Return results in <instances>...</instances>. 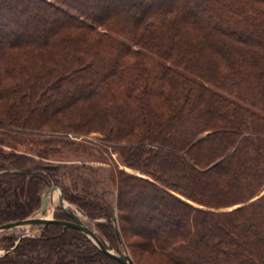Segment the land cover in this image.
Wrapping results in <instances>:
<instances>
[{
    "label": "trees",
    "instance_id": "16d2710c",
    "mask_svg": "<svg viewBox=\"0 0 264 264\" xmlns=\"http://www.w3.org/2000/svg\"><path fill=\"white\" fill-rule=\"evenodd\" d=\"M0 106L2 136H42L41 161L98 133L139 172L118 171L116 214L91 204L110 247L111 221L131 233L122 212L159 203L178 222L142 235L173 264H264V0H0ZM58 168L0 149V226L28 219ZM0 249V264H119L54 224Z\"/></svg>",
    "mask_w": 264,
    "mask_h": 264
},
{
    "label": "rangeland",
    "instance_id": "374dc122",
    "mask_svg": "<svg viewBox=\"0 0 264 264\" xmlns=\"http://www.w3.org/2000/svg\"><path fill=\"white\" fill-rule=\"evenodd\" d=\"M3 132V129L0 127V149L5 153L12 154L15 157L22 156L25 162H38L59 167L55 172L56 184L51 183L43 190L40 195L39 208L28 219L32 217L39 218L40 216L46 218L49 215L54 219L60 213L66 216L61 210L58 200L59 195H61L66 207L78 215L82 223L93 230L109 246L110 242L104 234V230L97 226L98 224L106 223V219L94 218L95 209L99 206H107L116 214L118 171L139 175L138 171L126 168L122 164L119 151L115 148L116 146L111 145L110 147H106L103 136L98 133L81 136L70 135L65 138L70 143L68 147L59 146L52 148L48 158L41 161L37 156V150L40 148L37 143L43 138L42 136L37 134L23 135L18 131H14L10 134V138H4L2 136ZM215 164L210 165L209 168H212ZM137 190L138 187L134 185H126L124 188L125 193L128 192V195H130L131 201H136L135 192ZM263 190L264 186L260 193ZM143 191L149 196L160 195L149 188H145ZM72 195L78 197L80 200L73 199ZM258 195L257 197H259ZM176 197L194 210L209 209L213 211L210 208L184 200L179 196ZM92 203L97 204L98 207H92ZM153 206L154 208L150 210L142 208L136 210L134 207L131 211L122 212L124 217H127L130 222L131 233H121L117 220L115 219V222L111 221L112 227H118L121 242H118L114 234L116 248H112V245L110 246H112L113 252L118 250L122 254H127L137 264H173L169 258L164 257L157 249L150 248L147 239L142 235L150 236L152 232H159L161 229H164V226L159 223L160 220H167L168 225L171 227H173V223L178 222L177 219L174 220V218L166 216V210L159 203H154ZM102 211L104 212L103 209ZM150 216L152 217L151 219ZM42 231L43 226L40 225L13 228L0 233V242L6 237H12L13 242H16L18 237L22 235H25L24 237H35ZM4 252V249H0V257ZM93 264L99 263L94 262Z\"/></svg>",
    "mask_w": 264,
    "mask_h": 264
},
{
    "label": "water",
    "instance_id": "95a60500",
    "mask_svg": "<svg viewBox=\"0 0 264 264\" xmlns=\"http://www.w3.org/2000/svg\"><path fill=\"white\" fill-rule=\"evenodd\" d=\"M263 193H264V190L258 196H261ZM58 200H59L61 210L70 219V221H59V220L53 219L52 217H50V218L32 217L30 219H25L22 221H15V222H10V223L4 224V225L0 226V233L7 231V230H11L13 228L24 227V226L40 225V226H43V228H45L48 224H54V225H57V226H60L63 228H72V229H76V230L80 231L81 233H83L87 238H89L91 240V242L98 248V250L102 254H104L107 257L115 260L119 264H134V262L132 261V259L129 255L122 254L119 251L113 252L112 248L110 246L104 245L102 243V241L100 240V238L96 235V233L93 230H91L90 228H88L87 226H85L82 223V221L79 219L78 215H76L70 208L66 207L61 195H59ZM113 221L115 222V220H113ZM114 229H115L116 238H117L118 242L120 243L121 240H120V236H119L118 227L115 226ZM24 236L25 235L18 237L17 241Z\"/></svg>",
    "mask_w": 264,
    "mask_h": 264
},
{
    "label": "bare ground",
    "instance_id": "6f19581e",
    "mask_svg": "<svg viewBox=\"0 0 264 264\" xmlns=\"http://www.w3.org/2000/svg\"><path fill=\"white\" fill-rule=\"evenodd\" d=\"M51 216L49 215V216H46V218H50ZM39 218H42L41 216L39 217Z\"/></svg>",
    "mask_w": 264,
    "mask_h": 264
}]
</instances>
